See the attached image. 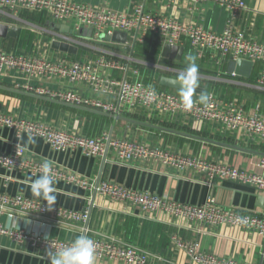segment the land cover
<instances>
[{
	"label": "built area",
	"instance_id": "1",
	"mask_svg": "<svg viewBox=\"0 0 264 264\" xmlns=\"http://www.w3.org/2000/svg\"><path fill=\"white\" fill-rule=\"evenodd\" d=\"M145 1L135 0L130 14L94 8L74 0H0V17L19 21L24 13L44 12L52 22L68 27V32L44 30L42 33L47 34L48 42L76 48L75 54L59 50L54 55H48L40 50L15 52L0 45V78L13 73L23 80L16 84L18 89L106 113L137 116L153 123L169 118L189 125L209 124L238 133L248 141L264 142V112L260 110V102L249 106L237 99L221 98L210 89L206 91L210 93L207 105L200 104L199 95H195L193 107L185 110L178 93L162 89L158 83L160 75L176 78L183 70L176 59L157 55L155 62H146L134 56L135 46L147 40L177 47L189 45L198 59L207 58L213 64L217 77L224 74L228 59L248 60L253 65L258 64L255 78L246 81L231 79L232 83L264 91V42L251 38L235 26L238 14L245 9L244 0H209L227 12L221 31L206 28L202 23L185 24L169 15L149 12L145 9ZM173 1L167 0V3ZM190 1L201 4L206 0ZM115 31L126 34L122 54L91 43L101 35H112ZM142 67L147 68L146 75ZM0 127L12 130L18 137L26 134L42 139L54 151H80L87 157H103L106 153V158L112 152L116 163L128 167L157 163L173 170L177 176L192 170L202 176L208 185L217 180L228 181L264 195V156L261 155L253 162L254 168L249 170L222 160H209L200 152H184L177 147L152 143L135 136H111L109 139L106 132L87 135L54 127L33 116L15 115L1 109ZM43 160L28 155L26 148L19 143L14 144L9 152L0 151V165L10 171L39 175ZM52 165L56 181L94 190L111 201L138 208L145 217L159 215L164 221L197 223L202 233L214 231L230 236L234 232H251L264 240V213L259 211L224 206L211 196L201 204H191L127 188L113 181L99 180L94 184L53 162ZM5 214L35 218L46 216L58 222L79 224L85 233L87 228L84 225L89 219L87 210L77 211L56 205L49 207L21 194L11 196L0 192V236L18 244L28 243L32 247L53 251L67 247L70 242L6 226L1 220ZM90 238L96 244L98 259L123 264H163L162 257L137 246L118 243L103 236ZM171 240L185 251L194 264H255L235 257L216 256L200 249L196 242L185 241L175 235L171 236ZM259 264H264V250Z\"/></svg>",
	"mask_w": 264,
	"mask_h": 264
},
{
	"label": "crops",
	"instance_id": "2",
	"mask_svg": "<svg viewBox=\"0 0 264 264\" xmlns=\"http://www.w3.org/2000/svg\"><path fill=\"white\" fill-rule=\"evenodd\" d=\"M74 1L88 4L94 8H106L130 14L135 2V0ZM244 2L245 9L238 14L235 26L251 38L264 42V0H244ZM145 9L149 12L169 15L185 24L202 23L204 27L214 31H221L227 20L225 9L209 0L201 4H194L190 0H174L172 3H167V0H146ZM51 23L52 20L44 12L24 13L19 21L0 17V24L6 26V34L0 35V45L15 52L40 50L42 53L54 55L60 49L55 48L54 43L48 42L47 34L42 33L46 29H53L50 27ZM91 43L96 44L99 48L119 54L124 52L123 43L99 38L92 40ZM163 46L156 42L137 44L134 49V56L139 60L141 57L151 58V61L145 58L142 61L155 62L157 55L163 56ZM183 48L182 58L176 59L177 65L182 69L186 66L185 58L187 55L189 53L194 54L189 45H185ZM138 50L144 52L137 53ZM71 54L75 53L72 52ZM197 63L200 88L197 89L195 95H199L202 90L213 89L221 98L237 99L246 102L249 106L254 103L255 99L248 102L244 98L241 99L240 94L245 91L257 90L232 83L231 79L253 80L258 71V64L253 65L250 77L244 78L238 75L231 76L226 72L225 67L224 74L217 77L213 64L207 58L198 59ZM142 72H144L143 67ZM146 72H148L147 68ZM21 81H23L21 77L13 73H8L0 78V84L13 88H16V84ZM204 82L207 83V86L204 85ZM0 109L15 115L33 116L54 127L79 131L87 135L109 133L112 124V119L105 116L68 108L3 89H0ZM130 118L144 121L137 116ZM153 124L264 152V142L248 141L247 138L238 133L225 131L213 125H189L182 121H171L169 118L155 120ZM122 135L135 136L152 143L177 147L184 152H200L207 157L249 170L254 168L253 162L259 156L132 123L116 121L112 136ZM27 137L26 134L19 137L15 136L12 130L0 127V151L9 152L14 144L19 143L26 148L28 155L42 159L47 158L67 171L94 184L98 180L113 181L127 188L148 191L191 204H201L211 196L224 206L264 213V206L257 205V195L259 194L249 187L219 180L208 185L204 183L202 176L197 175L192 170H187L177 176L173 170L151 162L140 167H128L116 163L112 152H109L104 164H102V157H87L80 151H54L48 143L39 138H34V143H27ZM36 176L38 175L10 171L0 165V192L11 196L21 194L47 204L46 201L34 197L28 186L29 179H34ZM55 187L58 191L56 202L53 205L77 211H88L89 219L85 233L88 237L103 236L118 243L137 246L162 257L163 264H194L185 251L176 247L172 242L171 236L173 235L185 241L196 242L200 249L219 257H235L255 264L261 262L264 240L257 234L241 231L234 232L230 236L214 231L202 233L199 231L201 227L197 223L183 220L164 221L159 218V215L148 218L136 207L111 201L97 193L92 204L91 197L94 195V190L62 181H56ZM1 220L6 226L23 228L38 236L68 242H71L79 234H84L83 226L79 224L58 222L46 216L35 218L22 214H16V216L5 214ZM46 251L47 249L32 247L28 243L18 244L6 236H0V264H50L49 258L45 255ZM96 264L123 263L96 258Z\"/></svg>",
	"mask_w": 264,
	"mask_h": 264
},
{
	"label": "clouds",
	"instance_id": "3",
	"mask_svg": "<svg viewBox=\"0 0 264 264\" xmlns=\"http://www.w3.org/2000/svg\"><path fill=\"white\" fill-rule=\"evenodd\" d=\"M198 57L189 53L185 58V68L177 74L176 83L179 85L178 95L185 110H190L194 104V95L200 88ZM155 94V89L152 90ZM210 93L200 91L198 102L207 105ZM31 135L27 137V143H34ZM56 179L53 175V165L45 158L40 164V173L34 179H29L28 186L32 195L46 201L51 207L56 202L57 188ZM45 255L50 264H96V244L86 234L76 236L67 247L55 251L48 249Z\"/></svg>",
	"mask_w": 264,
	"mask_h": 264
},
{
	"label": "water",
	"instance_id": "4",
	"mask_svg": "<svg viewBox=\"0 0 264 264\" xmlns=\"http://www.w3.org/2000/svg\"><path fill=\"white\" fill-rule=\"evenodd\" d=\"M50 27L53 28V29L56 28V29H58L61 32H68V27L66 25H63V24H57V23L52 22L50 24ZM5 31H6V26L3 25V24H0V35L6 34ZM84 32H86V30H84ZM88 34L90 35V31H88ZM99 39H103V40H107V41H111V42H117V43H124L126 41V34L124 32H121V31H115L112 35H108V34L101 35L99 37ZM53 46L55 48H57V49L62 50V51H68V52H71V53L72 52L73 53L76 52V48L75 47L67 46L66 44H63V43L55 42L53 44ZM183 51H184L183 47L169 46V45L165 44L163 46V48H162V55L166 56V57H170V58H174V59L180 60L182 58ZM252 67H253V63L251 61L243 60V59L232 60L230 58L226 62L225 70L229 74H235V75H238V76H241V77H244V78H249L250 74H251ZM158 83L161 86L168 87V88H171V89H174V90H179V85L176 83V78L175 77H169V76L160 75L158 77ZM0 89L7 90V91H10V92H13V93H16V94H20V95H25V96L37 98V99L44 100V101H47V102L60 104V105H63V106H67L69 108H74V109H77V110H81V111L97 114V115H100V116H105L107 118H111L112 119V124H111V128L109 130V133H108L109 139L112 136V132H113V129H114L116 121H123V122H127V123H132V124H136V125L152 128V129L159 130V131H162V132H167V133L179 135V136L186 137V138L193 139V140H197V141L211 143V144H214V145L224 146V147H228V148H233V149H236V150L244 151V152H247V153L264 156V152H260V151L253 150V149H250V148L224 143V142H221V141H218V140H214V139L209 138V137L200 136V135H197V134H193V133H189V132H185V131H181V130H177V129H172V128H169V127H165V126H162V125L145 122V121H142V120H137V119L130 118V117H127V116L106 113V112H103V111H100V110H97V109L66 103V102H63V101H60V100H57V99H54V98H49V97H46V96H40V95L31 93V92H28V91H25V90H21V89H18V88L8 87V86L0 84ZM105 160H106V153L102 157V164H104ZM95 194H96V192L94 191V195L91 197V203L92 204H93L94 199H95ZM257 205L264 206V195H257ZM87 226H88V222L84 225V227L87 228ZM84 234H85V230H84Z\"/></svg>",
	"mask_w": 264,
	"mask_h": 264
},
{
	"label": "rangeland",
	"instance_id": "5",
	"mask_svg": "<svg viewBox=\"0 0 264 264\" xmlns=\"http://www.w3.org/2000/svg\"><path fill=\"white\" fill-rule=\"evenodd\" d=\"M144 58L146 59V57H141V60H143ZM146 60L151 61L152 59L149 58V59H146ZM146 62H148V61H146ZM143 68H144V72L143 73H144V75H146L147 74L146 67H143ZM204 83H205L204 85L207 86V83L206 82H204ZM161 88L165 89V90H174V89H171V88H168V87H161ZM174 91H176V90H174ZM176 92L178 93V91H176ZM263 92H258V91L246 92L245 91L242 94H240L241 96L240 95H237V96H240L241 99L244 98V99L248 100V102H251L252 99L253 100L255 99L253 104H256L257 102H260L259 103L260 110L263 111L264 110V93ZM205 157H207V156H205ZM208 159L212 160L213 158L208 157Z\"/></svg>",
	"mask_w": 264,
	"mask_h": 264
},
{
	"label": "trees",
	"instance_id": "6",
	"mask_svg": "<svg viewBox=\"0 0 264 264\" xmlns=\"http://www.w3.org/2000/svg\"><path fill=\"white\" fill-rule=\"evenodd\" d=\"M147 42H150V41H149V40H147V41H146V43H147ZM142 52H144V51H142V50H138V52H137V53H142ZM138 55H139V54H138ZM160 87H164V86H161V85H160ZM176 91H178V90H176ZM95 116H96V115H95Z\"/></svg>",
	"mask_w": 264,
	"mask_h": 264
}]
</instances>
